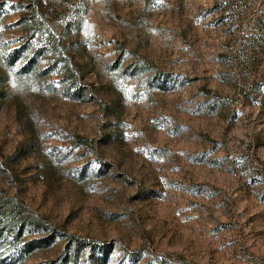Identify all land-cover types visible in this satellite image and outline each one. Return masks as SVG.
<instances>
[{
    "label": "rangeland",
    "instance_id": "rangeland-1",
    "mask_svg": "<svg viewBox=\"0 0 264 264\" xmlns=\"http://www.w3.org/2000/svg\"><path fill=\"white\" fill-rule=\"evenodd\" d=\"M39 1L44 55L0 0V198L52 235L0 264H264V0Z\"/></svg>",
    "mask_w": 264,
    "mask_h": 264
},
{
    "label": "trees",
    "instance_id": "trees-1",
    "mask_svg": "<svg viewBox=\"0 0 264 264\" xmlns=\"http://www.w3.org/2000/svg\"><path fill=\"white\" fill-rule=\"evenodd\" d=\"M28 4L25 7L24 12L21 14L17 24L24 27V31L27 34V42L32 37L39 35L47 36V41L43 44H38L35 49V54L44 55V47L49 46L50 48L55 47L57 49L63 42L62 36H56L53 34V27L48 26L46 23V16L49 8H43L39 0H28ZM13 59L22 56V51L13 50ZM64 68V72L70 75L75 69L76 64L74 58L64 59L61 61ZM0 223L6 226L11 231H13L14 237H19L22 235L23 231H38L41 233L49 232L47 238L50 237L51 231L49 227V222L46 218L41 216H36L26 212L24 206L16 203L13 200L0 198ZM35 231V232H36ZM71 237V236H70ZM31 243H27V248L30 247ZM87 243L81 238L72 237L67 241L66 248L60 257L59 264H83L80 262L81 255L87 249ZM94 249V248H93ZM92 260V261H90ZM103 261L100 257L93 256L85 264H100Z\"/></svg>",
    "mask_w": 264,
    "mask_h": 264
}]
</instances>
